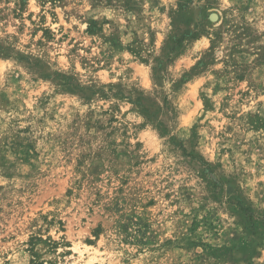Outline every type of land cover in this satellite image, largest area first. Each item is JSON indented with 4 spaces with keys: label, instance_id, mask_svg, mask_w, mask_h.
Masks as SVG:
<instances>
[{
    "label": "rangeland",
    "instance_id": "1",
    "mask_svg": "<svg viewBox=\"0 0 264 264\" xmlns=\"http://www.w3.org/2000/svg\"><path fill=\"white\" fill-rule=\"evenodd\" d=\"M32 263L264 264V0H0V264Z\"/></svg>",
    "mask_w": 264,
    "mask_h": 264
},
{
    "label": "water",
    "instance_id": "2",
    "mask_svg": "<svg viewBox=\"0 0 264 264\" xmlns=\"http://www.w3.org/2000/svg\"><path fill=\"white\" fill-rule=\"evenodd\" d=\"M210 20H211V21L216 20V16H215V15H211V16H210Z\"/></svg>",
    "mask_w": 264,
    "mask_h": 264
},
{
    "label": "trees",
    "instance_id": "3",
    "mask_svg": "<svg viewBox=\"0 0 264 264\" xmlns=\"http://www.w3.org/2000/svg\"><path fill=\"white\" fill-rule=\"evenodd\" d=\"M32 264H34V263H32ZM36 264V263H35Z\"/></svg>",
    "mask_w": 264,
    "mask_h": 264
}]
</instances>
